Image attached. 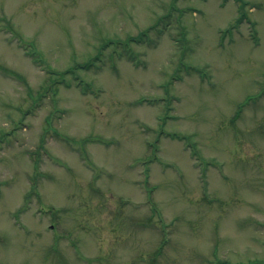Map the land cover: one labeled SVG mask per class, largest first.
<instances>
[{
  "label": "rangeland",
  "instance_id": "1",
  "mask_svg": "<svg viewBox=\"0 0 264 264\" xmlns=\"http://www.w3.org/2000/svg\"><path fill=\"white\" fill-rule=\"evenodd\" d=\"M0 264H264V0H0Z\"/></svg>",
  "mask_w": 264,
  "mask_h": 264
}]
</instances>
